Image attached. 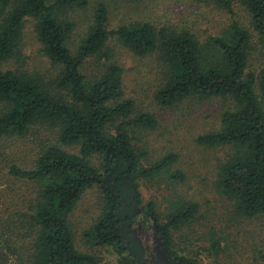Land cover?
I'll return each mask as SVG.
<instances>
[{"label":"trees","instance_id":"trees-1","mask_svg":"<svg viewBox=\"0 0 264 264\" xmlns=\"http://www.w3.org/2000/svg\"><path fill=\"white\" fill-rule=\"evenodd\" d=\"M216 2L229 11L235 3L245 7L264 48V0ZM88 3L0 0V66L14 56L24 22L33 17L37 19V35L44 53L60 67L54 78L56 94L38 76L0 67V100L4 103L0 137L24 136L32 125L46 124L58 129L60 143L80 145L77 154L50 145L40 153L34 168L13 165L9 170L19 179L40 184L31 216L37 236L28 264H100L94 255L76 248L69 221L83 192L94 184L101 186L105 206L98 220L84 231V239L125 252L113 234L119 223L118 200L104 181L113 178L112 174H121L119 167H123L139 195L138 179L160 173L178 159L169 153L151 165L141 163L147 153L134 146L131 133L135 129H155L158 120L152 113L136 112V102L125 98L122 67L105 63L110 58L112 37L138 55L159 54L165 66V81L156 92L160 104L172 105L192 96L231 99L233 106L222 114L221 128L200 135L197 141L205 146L231 147V154L220 166L218 186L241 213L264 214V66L258 74L248 70L250 32L232 22L221 35L202 42L189 29L159 27L151 22H132L110 30L108 7L99 3L93 24L72 52L68 39L75 24L59 12ZM92 58L105 65L99 74L90 77L83 68ZM95 154L102 157L101 167L90 161ZM170 178L183 182L186 176L182 170H175ZM198 208L195 202L182 201L162 223L156 205L149 202L145 214L159 229L169 251L179 256L173 250L172 231L192 221ZM121 264L136 262L129 255Z\"/></svg>","mask_w":264,"mask_h":264},{"label":"rangeland","instance_id":"rangeland-1","mask_svg":"<svg viewBox=\"0 0 264 264\" xmlns=\"http://www.w3.org/2000/svg\"><path fill=\"white\" fill-rule=\"evenodd\" d=\"M84 7H68L59 14L74 22L68 46L75 52L93 24L99 3L109 10L108 28L132 22H151L156 26L189 29L205 42L221 35L232 22L239 23L252 35L248 70L256 74L264 66V48L255 31L249 12L235 3L229 11L216 0H88ZM37 19L27 17L21 41L14 56L4 60L1 68L31 73L40 77L53 93L54 78L60 67L44 53L38 38ZM213 53V51L211 52ZM110 58L123 69L125 98L136 102V112L155 115V129H135L132 143L145 151L141 163L151 165L163 156L174 153L176 162L164 171L137 180L139 205L133 217L134 228L145 244L153 246L155 223L146 216V205L153 202L161 222L182 201L199 205L195 218L172 231L173 250L193 264H264V214L247 216L218 186L221 164L231 154L229 146H205L197 141L200 135L218 131L222 114L232 108L227 97L184 98L172 105L156 99L165 79V66L157 52L141 56L112 37ZM92 58L84 66L90 77L99 74L105 65ZM4 103L0 100V111ZM50 145H58L70 153H79L80 145L60 143L58 129L34 124L24 136L0 137V264H28L37 236L31 220L40 188L39 182L19 179L9 173L11 166L32 169L40 153ZM90 161L101 167L102 157L95 154ZM182 170L183 182L174 181L170 173ZM105 194L99 184L86 189L69 216L76 248L94 255L100 264H121L125 256L135 261L127 250L119 253L113 245H93L84 239V231L101 216Z\"/></svg>","mask_w":264,"mask_h":264},{"label":"flooded vegetation","instance_id":"flooded-vegetation-1","mask_svg":"<svg viewBox=\"0 0 264 264\" xmlns=\"http://www.w3.org/2000/svg\"><path fill=\"white\" fill-rule=\"evenodd\" d=\"M122 170L121 174H112L113 178L105 180V184L109 191L114 192L117 197L118 205L116 207V213L118 215L119 223L117 229L113 231V234L118 237L119 242L124 249L125 247L132 245V237H136L134 246L138 247L139 253H142L143 261L146 264H168L169 260L175 263L193 264L190 260H183L179 256L173 255L172 252L165 251V243L162 240V236L159 234V229L155 225V234L153 237V246L146 245L139 233L134 228L133 217L137 211L139 205V195L137 192L130 190L127 184L131 182V179L123 180L125 173L123 167H119ZM139 239V240H138ZM125 241V242H124ZM141 243V246L138 243ZM166 260V261H165ZM136 261V260H135ZM136 264H140L136 262Z\"/></svg>","mask_w":264,"mask_h":264},{"label":"water","instance_id":"water-1","mask_svg":"<svg viewBox=\"0 0 264 264\" xmlns=\"http://www.w3.org/2000/svg\"><path fill=\"white\" fill-rule=\"evenodd\" d=\"M107 178H109V176H108ZM128 179H129V175H125V176L123 177V180H124V181H125V180H128ZM127 187H128L130 190H132V191L135 192V190L132 188L130 182L127 184ZM131 238H132V245H129V246L125 247L124 249H127V250H128L133 256H134L135 260H136L138 263H140V264H146V263L143 261V258H142V253H143V252L139 253V251H138V247H136V246L133 245V244H134L133 241H135V239H137V238H136V237H132V236H131ZM138 240H139V239H138ZM124 242H125V241H124ZM138 245L141 246V243L139 242ZM167 250H168V248L165 247V251H166V252H167ZM165 261H166V260H165ZM166 262H167L168 264H183V263H175V262H171V261H169V260H167Z\"/></svg>","mask_w":264,"mask_h":264}]
</instances>
